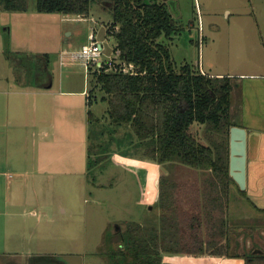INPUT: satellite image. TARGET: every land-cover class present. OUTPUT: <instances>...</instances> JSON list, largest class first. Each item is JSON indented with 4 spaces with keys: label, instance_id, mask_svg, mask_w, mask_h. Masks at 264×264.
I'll list each match as a JSON object with an SVG mask.
<instances>
[{
    "label": "rangeland",
    "instance_id": "1",
    "mask_svg": "<svg viewBox=\"0 0 264 264\" xmlns=\"http://www.w3.org/2000/svg\"><path fill=\"white\" fill-rule=\"evenodd\" d=\"M165 1L179 32L172 39H162L169 45L178 65L189 63L198 68L197 62L203 61L207 71L244 70L242 64L251 61V68L255 65L258 70L264 71V40L259 29L254 27V13L259 14L264 9V0ZM28 4L27 11H12L13 14L11 12V17L5 22L10 26L9 30H5L10 44L8 51L0 57V72H10L15 86L19 87L22 83V90L25 91L36 86L43 89L35 83L38 82L37 78L44 81L47 77H53L55 89L59 88L62 78L63 83L69 81L72 88L86 89L90 93L93 75L88 70L81 48L88 42L93 27H97L100 39L106 41L103 55L107 62L112 59L121 61L120 56L106 58L113 53L116 41L110 26L112 22H108L112 14L100 4L92 5L87 18L40 11L37 0H28ZM228 11L231 13L230 19H227ZM253 61L255 63L252 64ZM91 93L96 97L92 110L97 121L93 120L92 125L96 132L91 139L90 158L96 163L88 166L86 173H69L68 176L54 173L50 181L54 191H39L36 197L27 189L22 193V175L15 169L11 171L8 198L12 212L21 213L12 215V228L20 229L12 233L11 264H67L62 257L69 255L82 256L83 264H115L112 250L118 251L125 243L119 234L137 223L143 226L142 235H148L149 239L153 235L166 238L164 244L161 242L164 245L161 252L166 257L172 255L165 249L171 244L172 234L175 237L177 233L181 235L185 226L184 236H189L188 218L197 211L191 205L200 195L194 188L197 183L206 182L205 179L209 178L207 172L201 169L196 171L179 161L156 162L148 155L147 145L140 142L130 126L117 127L111 123L107 114L108 104L102 100L100 87L94 88ZM76 99L82 101L76 104V115L81 113V117L88 118L90 107H85L84 96H76ZM29 108L27 105L28 113L31 111ZM36 121L34 118L32 123L28 122L22 127V137L12 143V153H37L40 136L48 129ZM89 124L76 130V146L68 149L59 143L52 152H58L59 157L71 154L77 166V162L83 158L78 136L87 139ZM103 130L105 132L101 134ZM192 131L203 140L212 134L216 142H227L228 130L225 125L214 129L209 124L196 122ZM89 147L90 141L88 162ZM84 159L87 161L86 156ZM148 161L159 165L156 183L158 198L154 204L146 200V177L141 169V165ZM238 194L239 191H234L231 199V203H235V211L229 212L230 237L233 241L232 252L245 257L210 255L198 264H246L247 255L264 254V216H257L258 213ZM201 195L206 196L205 192ZM22 196L27 203L24 215ZM41 202L49 207L44 217L40 213ZM14 203L19 204L14 206ZM35 205H38L37 208H34ZM170 206L176 211L171 213ZM172 215L175 225L173 232L169 220ZM177 228L180 230L177 231ZM110 235L112 244L109 242ZM122 248L125 254L119 256L120 264H135L132 248L127 244ZM178 257L181 259L183 255ZM170 261L176 263L175 259Z\"/></svg>",
    "mask_w": 264,
    "mask_h": 264
},
{
    "label": "trees",
    "instance_id": "2",
    "mask_svg": "<svg viewBox=\"0 0 264 264\" xmlns=\"http://www.w3.org/2000/svg\"><path fill=\"white\" fill-rule=\"evenodd\" d=\"M0 3L10 11H27L29 7L28 0H0ZM94 3L112 14L110 26L115 36V50H120L123 61L133 66L127 72L123 65L109 71V65L101 70H90L93 75L91 92L100 87L111 123L117 127L130 126L156 162L179 161L206 170L210 175L206 199L201 205L197 203L195 215L188 218L189 236H184L183 226L181 235L172 234L171 244L165 248L173 256L166 257L161 252L164 246L161 242L164 244L165 239L158 236L149 239L142 235L143 226L137 223L119 234L125 243L118 251L112 250L115 264H120L119 256L125 254L122 247L126 244L134 251L135 264H198L210 255L245 257L232 252L228 214L231 185L234 184L243 196L247 195L230 174L234 79L204 74L189 63L178 65L169 45L162 39H172L179 32L165 0H37V8L87 17ZM91 92L88 96L89 167L96 163L90 158L91 139L96 132L92 125L93 120L97 121L92 110L96 97ZM196 122L209 124L214 129L227 126V142L213 145L202 142L192 131ZM173 229L174 222L171 223L172 232ZM111 239L110 235L112 244ZM178 255L183 257L179 259ZM246 264H264V254L247 255Z\"/></svg>",
    "mask_w": 264,
    "mask_h": 264
},
{
    "label": "crops",
    "instance_id": "3",
    "mask_svg": "<svg viewBox=\"0 0 264 264\" xmlns=\"http://www.w3.org/2000/svg\"><path fill=\"white\" fill-rule=\"evenodd\" d=\"M11 12L12 11L5 9L0 3L1 58L4 56L5 52L8 51L10 44L8 34L5 31L9 30L10 26H8L5 22L11 17V15H9ZM254 15L256 16V19H254V27L259 29L261 38L264 40V9H262L259 14L255 12ZM230 17L231 13L228 11L227 19H230ZM108 22L111 23L112 18ZM96 28L97 27H95V29ZM6 46L7 50H5ZM248 62L249 63L246 62L242 64L245 66L244 70L229 69L222 71H207L203 61H198L196 66L204 74L218 77L228 76L234 79L235 87L231 96L230 122L233 126L244 128L247 136L245 189L247 195L243 196L239 192L240 195L238 194V196H242V198L247 201L250 207L259 214H257V216L263 217L264 71L258 70L255 65L251 68V61ZM253 63L255 62L253 61L252 64ZM209 64L210 66L213 65L212 62ZM246 64H248V66H246ZM210 69L212 68L210 67ZM12 80H14V78L10 72H0V264H11L10 255L12 254V233L17 232L20 229L18 227L12 228L11 223L12 220H14V218L12 219V215L17 216V214H21L20 212H12V205L8 198V192H10L11 188L10 175L12 174V169L17 170L18 174L22 175V193L24 189H27L28 191H31L33 195L35 193L37 197L39 191L44 192L48 190L50 193L54 191L52 183L50 182L51 179H53L54 173H62L63 176H68L69 173L78 174V172L84 174L87 172V168L89 166V133L87 135V139L84 138V136H78L83 158L77 162V166L76 160L71 154L66 155L65 157H59L58 152H52L53 149L57 148L59 143L60 145H65L68 149L69 147L72 149L73 145L76 146V130L84 128L86 123L89 124L90 122L89 117L83 118L81 117V113L76 115V104L79 105L82 103L81 100L76 99V96H84V104L86 107L88 105L89 91L86 89L81 90L72 88L69 81H64L63 83L62 78L59 80V88L55 89V79H53V77H47L44 81L37 78L38 82L35 83L42 86L43 89L32 85L35 88H32L30 91H25L22 90V83L21 86L17 87L13 84ZM27 105L30 107V113H28ZM77 116L79 117L77 118ZM34 118L37 119L36 122L38 125L48 129L43 136H40L37 153H12V143H16L22 137V127L26 126L28 122L32 123ZM230 137L231 136H229V143ZM198 138L202 142L210 145H213V143L216 142L214 135L212 134L208 135L207 138L205 137V140H203L199 135ZM219 143H221V141ZM85 156L87 161L84 159ZM12 159H14L15 162H12L14 161ZM60 167L61 170L59 171ZM141 169L145 173L146 177V200L150 201V204H154L158 198V195H156V183L157 175L159 173V165L148 161L141 165ZM194 169L196 171L200 170L196 168ZM202 171L207 172L208 176H210L208 171ZM28 174L31 175V177H26ZM208 179H205V181L207 182ZM206 182L203 184L197 183L195 185L196 188L194 189L196 192H200V195L196 196L193 204L191 205L192 209L197 208V203H200L201 205L202 201L206 199V196L204 197L201 195L204 192L206 195V191L208 190ZM230 191L231 195L228 214L231 215L229 212L235 211V203H231V199L233 198L232 194L234 191L237 192L238 188L233 184L231 185ZM41 203L40 213L44 217L47 216V209L49 207L47 204L44 206L43 202ZM18 204L19 203H14V206ZM26 204V198L24 199V196H22V215L25 213L23 211L27 209ZM173 205L174 207L176 206L175 204ZM37 206L38 205H35L34 208H37ZM46 206L47 208L45 209L44 207ZM151 208H153V206ZM170 209H172L171 206ZM172 212H174L173 209L171 210V213ZM173 217L174 215L171 217L169 216L170 223L173 222ZM229 224L231 226L230 219ZM156 236L166 240L165 237H161L159 235ZM156 236L153 235L150 238H154Z\"/></svg>",
    "mask_w": 264,
    "mask_h": 264
},
{
    "label": "water",
    "instance_id": "4",
    "mask_svg": "<svg viewBox=\"0 0 264 264\" xmlns=\"http://www.w3.org/2000/svg\"><path fill=\"white\" fill-rule=\"evenodd\" d=\"M230 174L242 190L246 189V130L233 126L230 135ZM82 256L62 257L68 264H83Z\"/></svg>",
    "mask_w": 264,
    "mask_h": 264
},
{
    "label": "built area",
    "instance_id": "5",
    "mask_svg": "<svg viewBox=\"0 0 264 264\" xmlns=\"http://www.w3.org/2000/svg\"><path fill=\"white\" fill-rule=\"evenodd\" d=\"M83 18H87L86 16H83ZM104 42L106 43L105 40L100 39L98 36L97 30L93 28L92 32H90L89 37H88V42L83 44L81 48V53L84 55L86 59V65L88 67V70H101V68L105 67L106 65H109V70H113V68L117 65H123V70L124 71H129L133 68V66H128L126 62L123 61L121 57V51L120 50H112L113 53L109 54V56L106 58H113L114 56H120L121 61L118 62L114 59L111 61L107 62V59L104 58ZM116 46V45H115ZM63 58V56H62Z\"/></svg>",
    "mask_w": 264,
    "mask_h": 264
}]
</instances>
